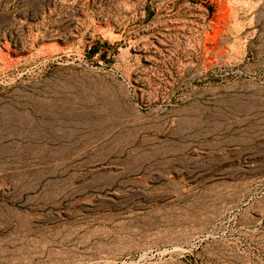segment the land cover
<instances>
[{"label": "rangeland", "instance_id": "374dc122", "mask_svg": "<svg viewBox=\"0 0 264 264\" xmlns=\"http://www.w3.org/2000/svg\"><path fill=\"white\" fill-rule=\"evenodd\" d=\"M0 264H264V0H0Z\"/></svg>", "mask_w": 264, "mask_h": 264}]
</instances>
